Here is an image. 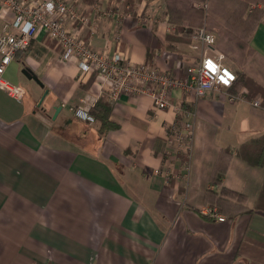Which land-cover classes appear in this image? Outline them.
<instances>
[{"label":"crops","instance_id":"1","mask_svg":"<svg viewBox=\"0 0 264 264\" xmlns=\"http://www.w3.org/2000/svg\"><path fill=\"white\" fill-rule=\"evenodd\" d=\"M94 1L80 6L97 28L86 35L94 50L119 49L134 63L184 75L178 47L167 48L175 29L164 0L151 28L139 22L143 0H103L101 10L129 12L130 19L95 12ZM228 1H210L206 26L214 32L226 25ZM187 22L200 24L191 14ZM215 34V52L235 57ZM248 43L253 58L239 68L232 60L233 67L223 64L264 87V14ZM57 52L39 34L5 71L22 62L41 86L24 90L19 101L0 90V264H264V213L253 210L264 152L262 164L243 160L254 140L264 145L262 97L246 100L244 88L202 97L174 89L170 107L154 111L149 97L122 95L110 103L116 128L100 137V124L78 119L72 109L86 96L104 95L102 78L82 75ZM186 112L195 118L189 157L172 154L174 143L166 141ZM222 189L240 199L224 198ZM204 207H215L224 221L202 218Z\"/></svg>","mask_w":264,"mask_h":264},{"label":"built area","instance_id":"2","mask_svg":"<svg viewBox=\"0 0 264 264\" xmlns=\"http://www.w3.org/2000/svg\"><path fill=\"white\" fill-rule=\"evenodd\" d=\"M85 0H0V90L19 101L24 90L4 78L5 71L17 53L25 51L37 35H44L54 43L58 50V60L74 63L82 75L96 73L103 80V94L109 103H115L122 95H145L151 101L154 111L170 107L171 93L181 89L202 97L208 92L229 89L236 75L223 64L224 56L216 53L212 46L215 36L201 26L195 29L191 42L180 44L178 54L185 61L184 75L173 77L159 68L146 64L134 63L127 53L115 49L112 52L96 51L90 39L97 32L94 22L82 15L80 6ZM143 10L139 13V22L151 28L158 23L157 12L161 0H143ZM103 0H95L93 9L106 17L130 19L127 13H114L101 10ZM206 9L207 3L196 4ZM128 8V7H127ZM119 12V11H118ZM211 53H216L214 57ZM238 97L229 95L234 101ZM96 99L86 96L72 111L75 117L93 123L90 109ZM260 101L251 105L259 107ZM186 115L180 125H174L166 138L168 143H175L189 157L193 124ZM168 176V175H167ZM200 214L223 222L215 207H204Z\"/></svg>","mask_w":264,"mask_h":264},{"label":"trees","instance_id":"3","mask_svg":"<svg viewBox=\"0 0 264 264\" xmlns=\"http://www.w3.org/2000/svg\"><path fill=\"white\" fill-rule=\"evenodd\" d=\"M165 1V13L168 15V22L174 26L175 34L167 36L169 50H176L179 43H189L190 36L194 30L206 24L210 17V1L211 0H164ZM224 2V0H223ZM128 3V1H127ZM207 3V8L202 9L196 7V4ZM224 5V3H223ZM229 18L226 21V25L218 27L215 32L218 33V41L228 43L237 52L235 57L231 60L239 68L244 63L249 61L254 56V51L249 47V39L252 35L255 25L259 22L264 14V0H229L228 1ZM189 14L197 16L200 21L198 27L193 28L187 22L189 20ZM207 29L214 35L215 32L212 29ZM216 35V34H215ZM217 41V43H218ZM250 57V58H249ZM236 80L229 88L233 94H238L241 88L245 91L242 93L244 99L251 101L256 95L262 97L264 104V87L254 81L245 70H234ZM89 81V80H88ZM111 104L106 100L105 96H100L90 109V115L94 122L100 124L99 135L102 137L104 133L110 129H115L116 125L109 121V115L111 112ZM188 107L183 106V110L187 111ZM184 111V112H185ZM263 138H259L253 141V150L248 158L244 157L248 164L258 165L262 164L260 160L261 154L264 152V145L261 143ZM241 157L242 147L237 151ZM221 195L226 199L239 200L240 195L221 190ZM253 210L264 213V182L259 192L257 200L254 204ZM201 215V214H200ZM206 220H211L208 216L201 215Z\"/></svg>","mask_w":264,"mask_h":264},{"label":"rangeland","instance_id":"4","mask_svg":"<svg viewBox=\"0 0 264 264\" xmlns=\"http://www.w3.org/2000/svg\"><path fill=\"white\" fill-rule=\"evenodd\" d=\"M201 26L205 27L206 30L209 31L207 29L206 24L204 25V23H203ZM201 26H199V27H201ZM191 36H192V34H191ZM182 44H188V43H182ZM178 47H179V45H178ZM224 56H225V59L223 58V61L228 64V67L230 65L232 67L235 66L231 63L230 55L226 54ZM231 69H233V68H231ZM23 70H28V67L26 65H24V63H22V62L18 63V62L14 61V64L11 66V68L8 69L4 78H6L7 81H9L10 83H12L14 85L17 84L16 86L19 85L25 91H28L29 89H31V87L35 88L36 82L32 79H28V77L22 73ZM36 89H38V88H36ZM185 114H187L191 118V120H192L191 122L193 124V121L195 122V118L193 119L194 116L191 113H187V112ZM193 129H194V126H193ZM171 151H172V154H178L181 152V155H182V153H183L182 150H180L175 143H174V148H172ZM183 155H185V154L183 153Z\"/></svg>","mask_w":264,"mask_h":264},{"label":"water","instance_id":"5","mask_svg":"<svg viewBox=\"0 0 264 264\" xmlns=\"http://www.w3.org/2000/svg\"><path fill=\"white\" fill-rule=\"evenodd\" d=\"M22 73H23L24 75H26V76L28 77V79H32V80H34L36 83H38V84L41 86L40 81L36 78V76L30 74V71H28V70H23ZM45 95H46V91L43 93V95L41 96L40 100L38 101V103H37L38 106L41 104V102H42V100L44 99ZM57 109H58V108H57Z\"/></svg>","mask_w":264,"mask_h":264}]
</instances>
